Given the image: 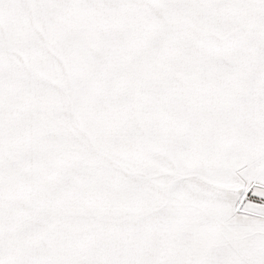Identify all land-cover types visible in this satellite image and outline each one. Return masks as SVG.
Segmentation results:
<instances>
[{"label": "snow or ice", "instance_id": "snow-or-ice-1", "mask_svg": "<svg viewBox=\"0 0 264 264\" xmlns=\"http://www.w3.org/2000/svg\"><path fill=\"white\" fill-rule=\"evenodd\" d=\"M0 264H264V0H0Z\"/></svg>", "mask_w": 264, "mask_h": 264}]
</instances>
